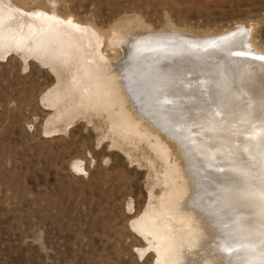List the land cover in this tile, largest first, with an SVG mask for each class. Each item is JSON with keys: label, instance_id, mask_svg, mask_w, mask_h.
<instances>
[{"label": "rangeland", "instance_id": "1", "mask_svg": "<svg viewBox=\"0 0 264 264\" xmlns=\"http://www.w3.org/2000/svg\"><path fill=\"white\" fill-rule=\"evenodd\" d=\"M15 1L31 9L29 11L43 6L61 12L63 18L67 15L65 19L73 16L79 20L76 21L78 23L92 24L102 32L117 28L127 33V36L138 38L179 33V36L207 39L241 28V32L246 31L248 34L252 48L258 49V54L261 51L264 53V0ZM6 3L11 5V0ZM109 54L113 56V53ZM32 57L26 60L19 51L13 50L0 55V264H157L156 254L148 248V242L135 228L134 218H140L144 210L149 208L150 201L153 202V197L149 198V189L154 195L161 192L162 187L153 186L152 179V176L158 177L159 173L153 170V165L149 166L151 160L148 162L141 150L130 154L112 147L110 137H103V130L96 119L87 121L84 117L77 118L67 130L54 131L50 128L57 124L48 121L54 112L44 98L50 88L56 86L57 79L48 65ZM153 58L155 62H148V67L143 66L140 70L141 76L137 83L140 87L144 80L149 79V76L142 74L145 70L160 72L166 66L163 61L160 64L156 60V55ZM182 75H177V78L181 76L180 81L185 77V74ZM170 82L167 90L174 93L177 89ZM194 82L192 86L198 89V83ZM219 84H214L213 94L207 93L206 96H218L222 86ZM136 93V99L142 103L146 92L141 93L137 89ZM185 100L187 104L183 110L178 108L179 103L175 101L168 102L169 107L164 110L172 122L178 120L175 122L178 125L191 116L190 111L193 109L190 98ZM242 103L245 101L236 102V108ZM215 105L212 108L217 116L205 113L201 119L207 123L202 130L210 132L207 129L210 125L209 128H215L212 132L214 135L220 129L233 134L242 131L229 118L230 113L224 107L222 95ZM251 106L249 104L245 109L249 111ZM164 119L166 122L167 118ZM222 138L215 144L218 148L220 145L226 149ZM209 141L206 138L204 140L205 143ZM173 144L172 149L176 153L171 155V159L184 161L181 149L177 148L180 146ZM250 147H254V144ZM218 152L217 156L224 155L221 150ZM250 156L238 149L237 156L232 158L237 161L234 166L247 164ZM208 160L213 164L215 162L212 157H208ZM224 166L225 163L215 162V178L204 171L202 174L200 172L203 190L195 195L197 203L204 202L210 189L209 180L214 183L212 190L214 193L217 191L219 196L217 203L212 206V211L219 215L214 220L216 225H221L220 221L231 217L240 205H248L240 195L251 187L250 171H238L226 177ZM246 168H250V165L247 164ZM253 173L256 175L259 172L255 169ZM260 174L259 177L264 181V173ZM226 179L232 184L226 183ZM261 183L253 187L256 188L254 196L257 194V199L264 198V183ZM224 195L227 196L226 200L221 199ZM228 200L232 203H225ZM249 204L253 208L261 207V204ZM241 213L233 221L235 225L244 224L245 218ZM214 222L213 226H216ZM257 227L263 230L254 235L255 244L260 249L251 248L248 251L258 256L259 263H263L264 218L259 220ZM251 228L253 225L249 226ZM234 236L231 234L223 240L218 237L220 241L213 236L215 239L212 244L217 242L220 249L218 254H227L223 246ZM221 241H225L224 244ZM235 243V248L240 250L237 260L248 263L242 259L243 242L236 243L238 245ZM253 262L258 263L256 260Z\"/></svg>", "mask_w": 264, "mask_h": 264}, {"label": "bare ground", "instance_id": "2", "mask_svg": "<svg viewBox=\"0 0 264 264\" xmlns=\"http://www.w3.org/2000/svg\"><path fill=\"white\" fill-rule=\"evenodd\" d=\"M6 2L8 0H0V55L3 56L8 50L19 51L24 59L33 56L48 65L55 74L57 84L50 88L44 98L54 112L48 121L57 124L52 127L53 123H50V128L54 131L66 129L80 117L87 121L96 119L103 130V137H110L112 147L130 154L141 150L145 153V159L148 162L151 160L149 166L153 165V170L159 173L158 177L152 176V179L153 186L162 187L161 192L154 195L149 189V198L153 197V202L150 201L149 208L140 218H134L135 228L148 242V248L156 254V263L243 264V261L237 260L240 250L233 245L243 242L242 259L248 261L246 264H264V258L263 263H259L258 256L248 251L251 248L260 249L255 244L254 235L263 231L257 225L264 218V198L257 199V194L254 196L256 188L253 187L264 183L259 177L260 173H264V53L261 51L258 54V49L252 48L246 31L241 32V28L225 31L207 39L179 36V33L139 39L133 35L134 38L127 36L117 28L102 32L92 24L78 23L79 20L72 18V15L65 19L67 15L63 18L61 12L43 6L29 11L31 9L15 0H11V5ZM151 50L156 51L149 53ZM109 53H113V56ZM154 54L156 60L160 64L163 61L166 66L160 72L145 70L142 74L149 76V79L144 80L140 87L137 85L140 70L155 60ZM179 74H185L181 81V76L177 78ZM170 81L177 89L174 93L167 90ZM194 81L198 83V89L192 86L195 85L192 84ZM218 83L219 86L222 84L221 93L206 96L207 93L213 94L214 84ZM137 89L141 93L146 92L142 103L136 99ZM220 95L226 111L230 113L229 118L240 126L241 132L227 133L218 127L219 131L214 135L212 132L215 128H209L210 125L206 126L210 132L201 129L207 123L201 119L205 113L217 116L212 105L216 106ZM188 98L193 102L191 116L187 120L184 118L185 122H181V125L175 123L178 120L172 122L168 113L164 112L169 107L168 102H178V108L183 110ZM244 101L245 105L242 103L236 108V102ZM249 104L252 106L247 111L245 106ZM204 136L211 141L205 143ZM221 138L226 149L220 145L218 148L215 144ZM173 143L180 146L177 148L181 149L184 161L171 159V155L176 153L172 149ZM251 144L254 147L251 148ZM238 149L248 156L256 153L248 157L250 168H246L247 164L234 166L237 161L232 158L237 156ZM217 150L224 152V155L217 156ZM208 157L215 162L225 163L226 177L238 171H250L252 174L251 187L240 195L248 205L243 202L245 206L240 205L241 208L238 207L226 221L219 220L221 225L214 222L219 215L212 211V206L219 199L217 191H213L214 183L209 180L210 189L204 202L198 201V204L195 198L203 190L200 172L216 177L215 162L213 164ZM255 169L259 172L256 175L253 173ZM225 182L232 184L227 179ZM225 196L221 199L226 200ZM226 202L232 203L229 200ZM251 202L261 204V207L253 208L249 204ZM239 212L245 218L240 226L233 222ZM213 222L216 226H213ZM251 225L253 229H249ZM218 231L223 237L219 236ZM231 234L236 236L223 246L227 254H218L220 249L217 242L212 244L213 236L223 240ZM252 239L254 242L248 243ZM254 260L258 263H254Z\"/></svg>", "mask_w": 264, "mask_h": 264}, {"label": "snow or ice", "instance_id": "3", "mask_svg": "<svg viewBox=\"0 0 264 264\" xmlns=\"http://www.w3.org/2000/svg\"><path fill=\"white\" fill-rule=\"evenodd\" d=\"M262 59H264V58H262Z\"/></svg>", "mask_w": 264, "mask_h": 264}]
</instances>
